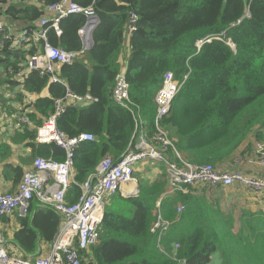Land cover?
Listing matches in <instances>:
<instances>
[{
    "label": "trees",
    "instance_id": "obj_1",
    "mask_svg": "<svg viewBox=\"0 0 264 264\" xmlns=\"http://www.w3.org/2000/svg\"><path fill=\"white\" fill-rule=\"evenodd\" d=\"M58 1L38 0L36 6L19 0L5 6L7 0H0V13L36 30L44 8ZM72 1L83 8L91 7L98 24L91 33V48L73 64L59 67V82L50 83L39 71H24V54L36 53L23 49L30 43L12 48L17 51L14 54L8 51V45L0 48V66L11 67L10 75L21 73L19 98H35L31 107L22 112L29 113L37 126L42 124L41 118L53 113L54 101L63 97L66 89L97 99L84 107H67L56 121L57 128L67 136L87 132L95 137L93 142L83 143L75 150L73 171L77 184L92 174L103 158L117 162L134 148L140 133L155 135L154 98L168 71L176 80L187 78L159 125L186 161L214 166L227 160L248 135L264 141V0ZM247 6L249 17H244ZM131 11L137 20L134 30L128 33ZM85 21L82 14L63 18L58 25L59 36L48 30L50 44L65 51H79L82 44L78 31ZM18 51H22L23 62ZM123 63L129 87L127 107L111 98ZM44 90L48 92L46 97L41 96ZM35 135L36 129L24 127L11 142L26 141L32 158L63 160L61 149L54 144L34 143ZM10 156L11 148L2 146L3 174L16 186L23 168L6 163ZM158 167L160 174L152 183L137 181L136 197L126 198L117 192L110 198L104 209L103 231L90 249L96 264H178L171 258L173 244L178 245L176 258L184 260V264H209L218 251L226 264H264L262 212H243L234 232L232 217L213 210L203 199L178 200L174 198L176 194L160 203L163 217L172 221L160 250L156 237L149 232L155 204L166 190L164 166ZM78 194V188L73 186L67 193V202L73 203ZM177 205H184L179 215ZM60 221V216L48 207L37 208L27 218L18 219L19 228L13 239L19 251L24 255L34 253L39 240L49 246Z\"/></svg>",
    "mask_w": 264,
    "mask_h": 264
},
{
    "label": "built area",
    "instance_id": "obj_2",
    "mask_svg": "<svg viewBox=\"0 0 264 264\" xmlns=\"http://www.w3.org/2000/svg\"><path fill=\"white\" fill-rule=\"evenodd\" d=\"M251 1V0H250ZM244 17H249L248 6ZM70 14H82L85 18L84 27L78 31L81 40L79 51H65L54 47L48 39V30L52 29L60 35L59 22ZM137 15L129 13L126 30H134ZM97 25V19L91 7L83 8L72 0H59L44 8V13L36 22V30L23 28L17 35H13L0 13V48L8 45L19 48L27 43L39 44L40 50L26 58L25 72L39 71L48 77L50 83L59 82L56 72L62 65H70L79 60L92 46L91 33ZM209 42L210 39H207ZM202 41L198 42L200 46ZM230 46L233 45L230 43ZM125 64L114 80L111 98L123 107L129 103L128 85L125 81ZM186 76L181 81L176 80L172 72H165L161 86L154 98L156 108L155 130L152 137L140 133L133 149L115 162L110 157L103 158L82 183L77 184L74 179V153L82 143L95 140L91 133L81 132L75 136H67L56 126L57 118L67 107H84L97 102L90 94L77 95L66 89L65 95L54 101L53 113L42 121L36 128L34 143L39 145L54 144L63 151V160L57 161L52 157H35L31 168L23 171L21 182L14 190L0 191V224L3 217L14 214L17 219L29 216L34 204L53 209L60 216V225L54 239L49 245L48 252L38 257L26 254L18 256L14 247H6V241L0 229V264H96L90 254V249L97 243L103 228L102 219L104 209L110 198L117 192L122 196L138 195L137 187L126 189L135 179L133 177L138 164L147 161L160 163L164 166L167 187L163 196L155 204L154 219L149 229L156 237V243L162 250V241L172 226V221L163 217L160 203L163 198L175 194H187L199 185L227 188L241 186L254 193H264V141H256L254 154L261 175H245L240 171L217 170L211 164L193 165L186 161L176 151L168 134L161 128L159 121L166 117L170 105ZM30 108V107H27ZM29 113L17 116V127H30ZM73 186L78 188V196L73 203H68L66 196ZM177 215L184 210V205L175 207ZM177 244L171 248V258L178 264L184 260L176 258Z\"/></svg>",
    "mask_w": 264,
    "mask_h": 264
},
{
    "label": "crops",
    "instance_id": "obj_3",
    "mask_svg": "<svg viewBox=\"0 0 264 264\" xmlns=\"http://www.w3.org/2000/svg\"><path fill=\"white\" fill-rule=\"evenodd\" d=\"M18 1L19 0H7V4L5 6H10ZM24 1H28V4L39 6L38 0ZM4 18L13 35H17L25 26L19 20H10L7 16ZM24 48H26V50L32 49L36 53L40 50L39 44L36 43H30L23 47V49ZM8 51L13 54L14 52H17L10 47H8ZM21 54L22 51H18L17 56H19V60L23 62L24 60L20 59ZM14 56L16 58V55ZM27 56V53H25L24 58L26 59ZM13 58L14 57L11 58L10 63L13 62ZM11 72V67L5 68L4 66H0V148L5 145L9 146L11 148V156L6 160V163H10L13 166H20L23 168V171H25L31 168V164L34 159L31 155V149L25 145L26 141L23 143H12L11 139L15 137L17 132L22 133L23 131L17 127L16 116L27 107H31L35 98L27 95H23L22 98H19V92L22 91L21 86L19 85L22 81V78L20 77L21 73L10 75ZM9 81H11V83H8ZM47 95V90H44L41 94L42 97H46ZM43 119L44 118L40 119L41 123ZM40 125L37 126L35 123L31 122L29 129L35 130ZM255 142L256 139L254 135L250 134L227 160L214 165L215 168L223 171H240L245 175H260L261 171L256 163V156L254 154ZM4 162L0 160V191L7 192L14 190L16 186H13L10 179L5 178L3 174ZM141 166L136 169H139ZM157 168L159 169V167ZM156 178L157 177H153L149 182L152 183L156 180ZM166 187L167 178L165 189ZM189 192L190 194L188 195L178 193L174 198L178 200L184 197L203 199L213 210H219L224 216L232 218H235L236 216L240 217L243 212H262L264 214V193H254L241 186L235 185L227 188H219L210 187L208 185H199L197 188H193V190L191 189ZM37 208L42 207L38 204H34L31 208L30 214H32V212ZM1 226L4 239L7 242L12 241V244L15 245L13 235L19 228V222L16 215L14 214L10 218L2 220ZM36 248L39 251L38 255H44L48 252V243L39 240ZM209 264H219V259L213 257Z\"/></svg>",
    "mask_w": 264,
    "mask_h": 264
},
{
    "label": "rangeland",
    "instance_id": "obj_4",
    "mask_svg": "<svg viewBox=\"0 0 264 264\" xmlns=\"http://www.w3.org/2000/svg\"><path fill=\"white\" fill-rule=\"evenodd\" d=\"M25 28V26L23 27ZM16 125V124H15ZM249 136V135H248ZM247 136V137H248ZM170 139H172L171 137H169ZM173 140V139H172ZM245 141V140H244ZM157 164V165H156ZM160 163H145L144 165H142L139 169H136L135 172H134V179L135 181L131 184V186H136L138 187V183L137 181H139V184L140 182L143 181H147L149 182L150 179H152L153 177H157L160 173H159V169L157 168L159 166ZM139 167V166H137ZM157 169V170H155ZM135 197V196H134ZM238 218L239 216H236L235 218H231V219H234V222H235V226H234V232H236L239 228V221H238ZM1 224H0V229H1ZM6 241V240H5ZM15 244V242H14ZM16 245V244H15ZM6 247H14V245L12 244V241L11 242H7L6 241ZM15 248V247H14ZM15 253L16 255L18 256H23L24 253L22 251H19V249H15ZM39 251L35 250L34 253L28 255L26 254L27 256H30V257H33L35 256L36 254H38ZM214 258H218L219 259V264H226L225 261L223 260L222 258V252L218 251L215 253V255L213 256Z\"/></svg>",
    "mask_w": 264,
    "mask_h": 264
},
{
    "label": "bare ground",
    "instance_id": "obj_5",
    "mask_svg": "<svg viewBox=\"0 0 264 264\" xmlns=\"http://www.w3.org/2000/svg\"><path fill=\"white\" fill-rule=\"evenodd\" d=\"M65 18H66V17H65ZM96 19H97V18H96ZM61 20H62V19H61ZM97 24H98V19H97ZM186 77H187V76H186ZM178 92H179V91H178ZM22 114H24V113L21 112V113H20L19 115H17V116H21ZM17 116H16V117H17ZM25 127H26V126H25ZM23 128H24V127H20L21 130H23ZM27 128H28V127H27ZM28 129H29V128H28ZM82 144H83V143H82ZM82 144H81V145H82ZM55 146H56V145H55ZM56 147H57V146H56ZM78 147H79V146H78ZM78 147H77V148H78ZM77 148H76V149H77ZM126 153H127V152H126ZM126 153H125V154H126ZM125 154H124V155H125ZM261 174H262V172H261ZM261 174H260V175H261ZM20 182H21V181H20ZM20 182H19V183H20ZM137 185H139V184H137ZM125 188L128 189V190H131V189H133L134 187L131 186V185H128V187H125ZM219 188H220V187H219ZM249 191H250V190H249ZM251 192H253V191H251ZM132 197H133V195H127V196H126V198H132ZM43 208H45V207H43ZM162 215H163V214H162ZM4 218H10V217H9V216H8V217H3L2 220H3ZM170 228H171V227H170ZM169 230H170V229H169ZM48 248H49V246H48ZM38 256H39L38 254L35 255V257H38Z\"/></svg>",
    "mask_w": 264,
    "mask_h": 264
}]
</instances>
